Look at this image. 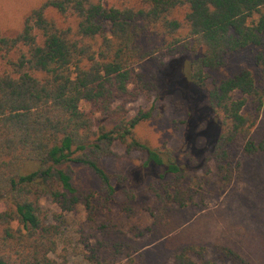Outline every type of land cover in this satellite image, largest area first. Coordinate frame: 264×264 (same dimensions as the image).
<instances>
[{
	"label": "trees",
	"instance_id": "trees-1",
	"mask_svg": "<svg viewBox=\"0 0 264 264\" xmlns=\"http://www.w3.org/2000/svg\"><path fill=\"white\" fill-rule=\"evenodd\" d=\"M107 1L45 0L15 36L0 29V264H70L66 250L59 253L63 215L50 216L41 205L45 196L63 213L79 205L88 211L93 230L83 234L86 261L115 264L125 255L134 264V254L141 252L137 240L122 238L97 220L103 210L118 205L133 212L136 196L127 176L102 166L105 158L116 156V144L127 154L139 153L146 167L163 169L149 187L164 207L200 212L210 194L225 193L240 173L242 162L234 155L238 144L245 157L264 155V131L259 142L253 137L264 88L249 69L220 81L209 93L208 109L218 126L207 131L213 141L203 151L209 156L201 175L202 167L189 169L172 150L144 142L137 129L152 112L130 117L128 107L154 89L139 68L159 52L162 58L182 54L189 61L195 89L246 50H252L264 79V0H139V7ZM184 8L180 20L176 15ZM82 102L91 110L84 111ZM248 106L252 111L246 112ZM75 165L98 178L97 189L76 183ZM120 196L122 204L117 203ZM214 249L216 258L205 247H183L174 264H250L229 247Z\"/></svg>",
	"mask_w": 264,
	"mask_h": 264
},
{
	"label": "rangeland",
	"instance_id": "rangeland-1",
	"mask_svg": "<svg viewBox=\"0 0 264 264\" xmlns=\"http://www.w3.org/2000/svg\"><path fill=\"white\" fill-rule=\"evenodd\" d=\"M43 1L0 0V29L8 36H15L22 30L25 18ZM107 4L140 6L139 0H108ZM186 11L181 9L176 17L182 20ZM161 55L159 52L158 58L139 68L155 86L128 103L130 117L141 111H151V118L139 126L137 135L153 148L172 150L189 169L202 167L198 169L201 175L207 169L204 163L209 156L203 151L213 141V135L207 131L218 126L208 109L210 91L243 68L252 71L261 88H264V79L259 76L252 50L232 55L227 67L220 72H210L205 86L199 89L191 86L189 61L182 54L163 58ZM3 69L4 63L0 59V72ZM81 108L91 110L86 102H82ZM250 111L252 107L248 106L246 112ZM263 131L264 108L253 131L256 142L261 140ZM114 152L116 156L105 158L102 166L110 174L127 176L136 196L133 212L128 214L118 205L109 211L103 210L97 220L98 225L108 224L113 231H119L122 238L137 240L141 252L134 254V264H174L175 253L190 245L205 247L211 258L219 255L214 249L216 246L229 247L250 264H264L263 154L245 157L242 142L238 144L234 155L242 162L240 173L225 193L220 196L210 194L206 208L200 212L195 207L181 209L175 204L164 207L149 187L152 178L160 176L163 169L146 167L139 153L127 154L122 145L116 144ZM208 167L213 180V161ZM74 170L78 185L89 190L98 188L99 180L91 171L79 165H75ZM122 202L123 197L117 198L118 204ZM41 205L53 219L63 215L59 253L66 250L70 264H91L82 255L83 234L93 230L86 208L79 205L74 211L63 213L48 196L41 199ZM140 233L144 234L141 238L137 236ZM91 243L95 244V240ZM115 261V264H130L125 255Z\"/></svg>",
	"mask_w": 264,
	"mask_h": 264
}]
</instances>
